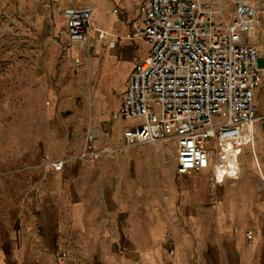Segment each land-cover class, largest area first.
Listing matches in <instances>:
<instances>
[{"label":"crops","instance_id":"1","mask_svg":"<svg viewBox=\"0 0 264 264\" xmlns=\"http://www.w3.org/2000/svg\"><path fill=\"white\" fill-rule=\"evenodd\" d=\"M236 1L224 4L232 9ZM251 1L262 11L256 39L261 80L255 144L245 145L239 157L249 154L247 166L241 159L237 177L220 183L210 167L198 173L203 185L179 186L165 182L161 142L102 153L92 164L75 159L60 171L40 166L48 156L58 160L68 146L74 119L60 120L64 113L90 112V122L103 132L113 119L118 138L129 120L114 114L129 74L149 52L137 56V42L147 43L137 38L141 23L133 25L146 0H56L58 10L92 6L93 30L120 37L106 36L108 48L90 58L84 80L94 82L92 109L76 107L63 93L58 110L42 109V118L31 121L35 130L23 135L15 157L0 149V264H264V0Z\"/></svg>","mask_w":264,"mask_h":264},{"label":"built area","instance_id":"2","mask_svg":"<svg viewBox=\"0 0 264 264\" xmlns=\"http://www.w3.org/2000/svg\"><path fill=\"white\" fill-rule=\"evenodd\" d=\"M141 14L137 38L150 49L129 74L115 114L133 122L123 129L124 148L174 142L178 174L214 167L217 183L237 177L230 170L220 178L216 169L228 168V157L239 159L245 145L255 144L261 8L251 0L236 1L232 9L224 0H146ZM63 16L68 41L84 47L94 8L71 4ZM97 139L94 131L88 142ZM107 151L113 149L90 143L83 157L94 160ZM64 166V159L50 162L55 171Z\"/></svg>","mask_w":264,"mask_h":264},{"label":"rangeland","instance_id":"3","mask_svg":"<svg viewBox=\"0 0 264 264\" xmlns=\"http://www.w3.org/2000/svg\"><path fill=\"white\" fill-rule=\"evenodd\" d=\"M64 9L58 10L56 0H0V149L6 150L11 158L22 144L23 135L26 139L28 132L35 130L31 121L42 118V109L55 107L58 110L63 93H66L67 99L76 107L83 108L87 105L92 109L95 104L92 96L94 82L88 81L86 84L84 78H88L86 72L90 58L100 55L108 48V39L97 32L84 47L72 46L67 37L62 12ZM140 23L141 14L133 25L139 26ZM137 47L138 57L150 49L148 44L141 42H137ZM125 69V65L117 66L115 75L121 78ZM64 114L65 117L60 120L74 119L68 124V146L58 158L64 159L65 165L75 159L92 164V159L83 157L90 143L93 149L99 151L113 149L103 153L131 148H124L122 132L118 138L114 135L113 119L106 122L109 124L108 129L103 132L90 122V112ZM72 114L74 117H70ZM86 120L89 123L85 125L83 122ZM131 123L133 122L129 121L128 125ZM94 131L98 135L97 141L88 142L89 135ZM158 144H161L169 155V158L162 157L161 160L167 184L176 182L180 186L192 182L198 186L203 185L202 173L181 176L180 181L172 142ZM146 146L151 145L138 144L132 147L148 148ZM57 147H52L53 153H59ZM245 155L246 157L241 158L242 166H247L248 163L246 158L248 159L249 154L245 152ZM55 160L54 155L48 156L40 166L51 169L50 162ZM252 163L255 165V162ZM20 165L22 166V163ZM21 166L18 164L15 167Z\"/></svg>","mask_w":264,"mask_h":264},{"label":"bare ground","instance_id":"4","mask_svg":"<svg viewBox=\"0 0 264 264\" xmlns=\"http://www.w3.org/2000/svg\"><path fill=\"white\" fill-rule=\"evenodd\" d=\"M97 15L94 13V21L96 19ZM100 33L101 36H108L111 38H119L120 36L118 34H116L115 32H113L112 30L108 29V30H103V29H98L97 27H95V29L92 31L93 34L95 33ZM162 153L164 155V157L167 159L169 158V155L167 154L165 148L163 147L162 149ZM254 162L256 163V165H258V156L257 158H253ZM228 163H229V167H217L216 169V173H218L219 177L222 178L223 177V173L226 171H232L234 172L235 170H237L239 168V159H237V157H233L230 156L228 157Z\"/></svg>","mask_w":264,"mask_h":264}]
</instances>
